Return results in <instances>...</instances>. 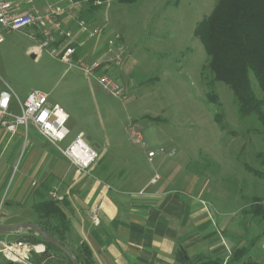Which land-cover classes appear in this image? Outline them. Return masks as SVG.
Listing matches in <instances>:
<instances>
[{
    "label": "rangeland",
    "instance_id": "obj_1",
    "mask_svg": "<svg viewBox=\"0 0 264 264\" xmlns=\"http://www.w3.org/2000/svg\"><path fill=\"white\" fill-rule=\"evenodd\" d=\"M57 1L34 0V4ZM216 1L181 0L176 6L173 0H108L99 6L95 21H91L105 24L103 15L108 11V32L113 30L122 36L126 53L135 62V86L125 85L128 91L124 99L112 95L95 78L89 80L80 67H70L52 56L48 49L32 57L27 49L36 42L29 36L33 32L29 28L6 33L0 44V91L10 88L22 101L34 89L49 93L51 102L74 113L68 123L70 126L74 122L72 134L65 144L84 131L86 142L106 147L108 162L115 170L124 168L130 174L135 168L127 160L138 156L142 170L161 173L166 165H158L157 159L164 153L159 152L149 163L142 157L150 149L174 148L175 159L182 166L185 164L188 174L200 177L198 184L207 185L205 194L214 203L227 209L244 207L253 196L264 193L257 185L262 176L250 170L264 173V126L256 116L240 117L233 91L223 81L214 85L221 110L208 100L207 79L211 73L206 67V51L194 29L211 13ZM123 77L127 79L126 75ZM253 85L261 96L254 77ZM14 109L20 112L17 107ZM217 112L223 113L224 129L214 119ZM130 125L142 133L146 148L132 141ZM30 133H24L25 148L32 130ZM183 174L175 184L185 185L187 178ZM5 210L0 207V222ZM22 214L32 216L34 212L24 210ZM18 233L14 240H24L21 237L28 230ZM0 253V263H11L1 250ZM38 254L33 251L32 264H37Z\"/></svg>",
    "mask_w": 264,
    "mask_h": 264
},
{
    "label": "crops",
    "instance_id": "obj_2",
    "mask_svg": "<svg viewBox=\"0 0 264 264\" xmlns=\"http://www.w3.org/2000/svg\"><path fill=\"white\" fill-rule=\"evenodd\" d=\"M107 12L103 16L108 25ZM109 34L119 35L121 44L126 47L119 33L112 30ZM34 47L35 44L30 46L27 53ZM129 57L122 69L112 76L134 87L135 62ZM65 110L69 123L74 113ZM72 124L71 121L67 139L72 134ZM31 130L32 136L25 148L23 128L14 134L0 128V207L6 209L0 223L36 222L38 215L34 205L49 198V192L56 186L63 196L58 203L71 222L67 233L69 247L74 250L87 245L95 264H182L181 253L187 257L218 258L227 264L232 253L244 246L249 247V251L243 262L264 264V215L251 209L253 201L264 198V193L253 196L252 202L244 207L224 208L206 196L207 185L198 184L197 174H188L185 164L178 163L174 148L165 150L161 159H157L158 165H166L161 173L142 170L137 156L127 160L135 168L128 174L124 168L112 167L106 147L87 142L99 152L100 159L90 174L81 176L61 151L33 126L27 135ZM129 131L132 138L141 133L133 125L129 126ZM79 133L86 135L84 131L77 135ZM66 140L62 146L72 141L65 144ZM142 158L149 163L154 162L156 156ZM180 173L187 178L184 186L175 184ZM260 179L257 185L263 192L264 175ZM97 206H100L98 225L92 215ZM24 210H31L34 215L22 214ZM19 231L0 235V239L14 240Z\"/></svg>",
    "mask_w": 264,
    "mask_h": 264
},
{
    "label": "built area",
    "instance_id": "obj_3",
    "mask_svg": "<svg viewBox=\"0 0 264 264\" xmlns=\"http://www.w3.org/2000/svg\"><path fill=\"white\" fill-rule=\"evenodd\" d=\"M108 0H58L56 3L38 6L34 0H0V44L4 43L6 33L29 28V36L35 40L30 54L38 55L44 49L69 64L80 67L84 74L93 77L100 86L119 98L127 97V87L119 82L115 71L122 69L127 61V48L121 44V37L109 34L105 23L93 24L81 16L88 7L106 3ZM72 25V26H71ZM74 25V26H73ZM92 45V47H91ZM15 107L20 112L15 111ZM69 114L59 103L50 101V94L41 90H31L24 101L10 88L0 92V128L17 133L23 128L28 133L33 126L40 135L55 145L63 156L76 168L78 174L87 175L100 159L99 152L79 133L70 143H62L70 134ZM133 142L146 148L141 133L133 135ZM159 151L149 150V158ZM49 198L61 201L58 187L49 192ZM264 206V198L258 200ZM99 207L92 211L93 222L100 223ZM1 252L8 261L15 264H32L33 251L44 253V244L33 245L24 240L0 241Z\"/></svg>",
    "mask_w": 264,
    "mask_h": 264
},
{
    "label": "trees",
    "instance_id": "obj_4",
    "mask_svg": "<svg viewBox=\"0 0 264 264\" xmlns=\"http://www.w3.org/2000/svg\"><path fill=\"white\" fill-rule=\"evenodd\" d=\"M122 1L132 3L135 0ZM180 1L173 0L172 4L177 6ZM99 8L91 5L81 16L94 20ZM194 35L200 39L207 54L206 67L211 73L207 79L210 89L207 94L209 102L215 103L221 110V102L214 85L217 81H223L233 91L240 117L256 116L264 126V0H217L211 13L197 23ZM253 77L262 92L261 96L254 88ZM221 112H217L214 119L224 129L226 125ZM250 170L257 175H264L259 170ZM260 199L253 201L251 209L264 215V206L258 203ZM33 208L38 215L34 223L69 247L67 233L71 230V222L58 201L47 198ZM21 238L34 244L46 245L44 255L38 254L36 257L37 264H73L66 254L35 231L28 230L26 236ZM72 251L81 264H95L87 245L82 244ZM248 251L247 246L238 248L232 253L227 264H244ZM181 262L223 264L222 259L204 255L187 257L185 253H181Z\"/></svg>",
    "mask_w": 264,
    "mask_h": 264
},
{
    "label": "water",
    "instance_id": "obj_5",
    "mask_svg": "<svg viewBox=\"0 0 264 264\" xmlns=\"http://www.w3.org/2000/svg\"><path fill=\"white\" fill-rule=\"evenodd\" d=\"M21 229H26V230H33L37 234L42 235L44 239L55 245L57 248H59L64 254H66L69 259L72 261L73 264H81L79 260L76 258L74 255L73 251L61 243L55 236L49 234L47 231L43 230L42 227L39 225L35 224L34 222H21V223H15V224H0V234L2 233H8L12 231H18ZM244 264H259L255 261H246Z\"/></svg>",
    "mask_w": 264,
    "mask_h": 264
}]
</instances>
